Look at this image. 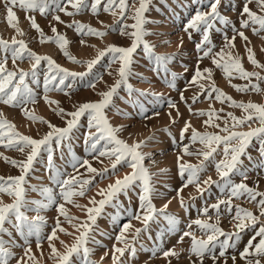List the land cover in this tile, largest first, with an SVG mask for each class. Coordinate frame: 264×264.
Listing matches in <instances>:
<instances>
[{
  "label": "snow or ice",
  "instance_id": "6c2138e0",
  "mask_svg": "<svg viewBox=\"0 0 264 264\" xmlns=\"http://www.w3.org/2000/svg\"><path fill=\"white\" fill-rule=\"evenodd\" d=\"M152 0H3L6 12L7 24L15 29L20 36L24 32L18 27V15L15 9L19 8L26 13L39 12L42 16H52L58 23H65L60 13L67 16L89 11L98 18L101 11L111 14L115 19L112 24H104L103 30L90 24L73 21L67 27L74 28L78 35H90L99 38L105 37L108 32L117 33L130 40L128 46L108 44L103 49H98L94 58L79 60L68 50L69 41L64 34L57 32L53 25L51 31L54 36H46L37 23L35 16L27 15L32 29L40 34L41 43L53 41L58 45L63 55L68 60L86 64L85 71H71L62 67L55 59L49 55H40L30 49L24 39L11 40L0 38V104L18 107L24 116L32 122L39 121L46 124L48 131L39 138L22 134L17 130V126L4 116L0 111V145L6 149L19 151L25 155V159L16 160L3 156L4 160L11 165L18 167L20 175L2 177L0 176V264H9L10 258L14 255L9 244L16 245L13 233L18 234L24 241V254L17 259L16 264H38L32 252L31 239L35 237L36 247H41V241L46 239L50 248L49 258L54 264H74V257L82 255L85 264H96L90 259V249L87 245L90 234L94 231L97 217L100 216L105 205L113 203L121 194L128 195L135 193L138 197V207L135 210L126 209L129 220L120 225L118 234L115 236L117 244L113 245L111 253L113 264H123L122 257L127 256L129 260L135 259L139 250L151 251L155 256L158 252L164 258H179L182 252H187L191 264H205L206 258L211 260V264H218L224 258L227 264V250L235 248L236 242L241 239L242 233L252 230L254 235L248 239L243 250L239 252L245 264H264V191H258L255 187L249 186L246 181L249 178V168L244 163L246 158L254 169L264 171V103H254L251 101H237L231 95L225 93L216 85L213 79L215 69L222 70L229 79L238 77L248 81L244 85H232L238 92L264 93L261 83H264V75L258 71H248L244 68L241 57L234 54L237 37L245 42L247 60L255 67L264 69V64L256 58L254 49L249 46L251 41L245 30H250L254 35L264 39V0H244L239 11V27L236 26L228 16L221 12L222 0H192L193 4L199 5L194 14L190 16L183 27V32L189 41L194 44L198 53L197 63L187 86L180 91V99L188 105V111L194 115L204 117L202 124L205 129L211 127L219 129V132L200 131L195 128L191 121H185L180 129V148L176 155V175L181 183L176 189V197L180 207L189 212L197 199L205 200L204 205L199 209V215L190 219L187 230L182 231L178 243L185 238L190 239L187 249L177 251L174 247L164 250L162 247L163 233H158L161 243L154 241L151 249L141 243L142 236L147 235L152 240V225L160 226V221L167 223L168 232H176L180 219L177 215L167 211L171 200L162 207H157L154 199L162 196L163 193L157 191L154 177L166 175L167 169H159L154 173L145 165L146 158L151 157V153L142 151L149 141L155 139L150 135L143 140L127 143L118 135L123 126H113L107 116V110L114 106V97H117L121 90L127 92L131 98L134 93L140 95H151L154 101L160 104H167L169 111L166 115L172 124L182 115L177 104L171 99L164 97L162 93L145 92L135 89L129 82V78L135 73L132 66L135 63L134 54L141 49L146 57L153 64V71L159 73L161 69L167 73V65L170 59H174L171 54H159L155 52V46L146 39L148 35H155L146 25L152 21L146 16ZM255 4L258 10H253L250 5ZM235 10V6H233ZM131 19V24L127 21ZM232 35L229 37L228 32ZM219 33L223 44L219 51L213 41V33ZM199 37L198 39L196 37ZM83 44L84 41L82 40ZM170 43V41H166ZM184 45L183 38H180L178 48ZM264 51V48L261 49ZM105 57H110L109 63L105 66L108 75L116 74L114 83L107 87V90L98 93L99 99L79 103L74 106L73 111H66L59 106V102L49 97L51 91L62 92L70 95L71 91L81 85L95 90L98 81L103 80V76L94 71L97 65ZM9 59L13 68L7 67ZM208 59L213 67H200L201 62ZM28 60L30 70L18 68V61ZM113 65L118 67L113 69ZM184 71L188 69L185 66ZM180 74L171 73V78H166L167 86L177 89V77ZM43 82V99L51 106L52 111L63 121L64 126H57L41 116L35 115L27 106L35 104L37 92L31 85ZM255 78V82H253ZM197 86L199 91L191 97V104L184 96V91ZM201 96L206 100H215L221 104L227 103L230 107L241 110L242 115L237 117L233 112L228 111L225 115L224 109H215L209 104V110L194 111L192 104L199 102ZM123 98V97H121ZM135 103V101H133ZM176 112L173 117L172 112ZM147 109L139 105L138 115L149 118L146 115ZM123 115H130L123 113ZM159 116V112H154ZM87 118L86 131L83 135L84 151L91 155L92 160L103 164L101 158H108L111 161L110 167L96 168L87 158H81L72 151V140L81 126V118ZM217 121H222L217 123ZM258 121V126L252 125ZM247 126V130H237ZM168 131V129H164ZM222 133V134H221ZM175 141V138H173ZM187 141V143H184ZM255 142V143H254ZM196 144L201 145L195 149ZM55 145V147H53ZM250 149L257 152V157L251 154ZM67 150V151H66ZM60 154L61 159L67 155L66 164L72 169L71 172L65 168L61 170L55 165L54 156ZM46 156L45 169L49 172V180L54 182L55 191L52 187L30 185L32 190H38L41 200H28L26 198L25 185L28 184L26 177L30 174L35 163L44 162ZM185 156H195L197 163L185 160ZM219 157V159H217ZM155 163V161H153ZM119 167H127L130 171L122 176L116 175ZM209 167H213L216 179L212 175L202 178ZM84 171H81V170ZM87 173V175H85ZM240 177V181L234 180L235 176ZM115 176L114 181L108 183L103 188H98L97 195L101 198L97 200L95 196L87 197V193L96 185L97 178L108 179ZM189 186H193L195 194H189L185 200L182 193ZM216 187L220 195L216 196L215 202L208 204L206 197ZM11 198V202H5L3 196ZM87 197V204H79L78 198ZM244 198L249 203L255 205L253 209L243 207L234 203V199ZM259 198V199H258ZM66 204L78 207L84 213V219L71 215ZM55 207L54 226L50 234L44 235L43 229L47 223L46 217L41 213L51 207ZM210 210L215 215L210 214ZM35 212L36 215H28ZM258 212V214H257ZM222 215L231 218L232 231H226L220 226ZM69 224L74 232H69L62 226V220ZM138 221L141 227H135L132 221ZM195 226V229H194ZM200 232L197 236L196 231ZM131 232V235L128 234ZM58 233H63L73 237L70 244L60 240ZM9 237L5 241L4 236ZM257 238H259L257 240ZM64 246L63 251H59L54 241ZM95 242V241H94ZM119 245V246H118ZM108 255V253H105ZM193 257L195 259H193ZM27 258V260L25 259ZM104 257L102 256L101 259ZM233 264H236V256L231 257ZM167 264L171 260L167 259Z\"/></svg>",
  "mask_w": 264,
  "mask_h": 264
},
{
  "label": "rangeland",
  "instance_id": "374dc122",
  "mask_svg": "<svg viewBox=\"0 0 264 264\" xmlns=\"http://www.w3.org/2000/svg\"><path fill=\"white\" fill-rule=\"evenodd\" d=\"M206 2V0H205ZM244 0H222L221 12L228 16L236 26L239 27V11L242 8ZM235 6V10H233ZM199 5L193 4L192 0H152L149 11L146 13V16L152 21L146 25V27L155 35H148L146 39L155 46V52L159 54H171L174 56V59H170L167 65V73L163 69L159 73L153 71V64L148 57H146L141 49H138L137 53L134 54L135 63L132 66V70L135 75L129 78V82L133 85L135 89H139L145 92H155L162 93L167 99L174 101L182 115L177 119L175 124H172L169 120V117L166 113L169 111L167 104L158 105L154 98L151 95H140L139 92L134 93L131 98L128 97L126 91L121 90L117 97H114V106L107 110V116L110 123L115 126H123L122 131L118 133L121 139H124L127 143L132 144L134 141H140L145 139L150 135H154L155 139L149 141L147 146L142 149L146 153H151L150 158H146L144 163L150 168L151 172H158L159 169H167L168 172L166 175H160L154 177L155 187L157 191L163 193L162 196H159L154 199L155 205L159 208L162 207L165 203L171 200L168 212L173 213L178 216L180 219V224L178 225L176 232L167 231V223L163 220L160 221V226L152 225L151 234L153 239L149 240L147 235L142 236L141 243H143L147 248L151 249L153 247L154 241L156 243H161V240L158 236V233H163L162 237V247L164 250L169 248H175L177 251L181 249H187L190 243L189 238H185L183 242L178 243L179 236L182 234V231L187 230V224L190 219H194L199 215V209L204 205L205 200L197 199L194 205L191 207L189 212H185L179 205L178 199H173L176 197V189L180 187V179L176 175V155L180 148V129L183 127L185 121H191L192 125L200 131H209V132H219V129L207 128L205 129L202 120L204 117L194 115L193 112L188 111V105L180 99V91H183L187 86L188 80L191 78V75L194 72L198 53L195 51L194 44L188 40L187 35L183 32V27L187 23V20L192 14H194L196 8ZM253 10H258L256 5L253 3L250 5ZM18 15V27L24 32L23 36H20L19 33L10 27L6 22V12L3 5V0H0V38L11 40L13 37L16 39H24L28 47L40 55H49L55 59L62 67H66L71 71H85L86 64L74 63L67 59L63 55V52L59 49L58 45L53 41H44L41 43L40 34L31 28L30 21L26 19L27 15H33L36 18L37 23L40 25L46 36H54L51 31V27L54 25L57 29V32L64 34L69 41L68 50L69 52L76 56L79 60H88L94 58L97 54L98 49L105 48L108 44H116L120 46H128L130 40L127 37L120 36L117 33L108 32V34L103 37L95 36H86L78 35L74 28L67 27V24L72 23L73 21H79L83 23L90 24L98 29L103 30V26L100 21H103L104 24H112L114 17L111 14L100 12L98 18L93 16L89 11H85L74 16H67L63 13H60L61 19L65 22L63 24L58 23L52 19V16L47 17L42 16L39 12L26 13L25 11L17 8L15 9ZM133 21L129 19L127 23L131 24ZM246 35L249 36L251 41L250 45L256 54V58L260 63L264 64V51L261 49L264 48V39H261L260 36L254 35L250 30H245ZM229 37H231L232 32H228ZM261 35H264L262 33ZM180 38H183L184 45L182 48H178ZM199 38L198 36L196 37ZM213 41L217 45L216 51H219L220 47L223 44L222 37L219 33H213ZM84 41L82 44L81 41ZM170 41V43H166ZM236 48L234 54L241 57L243 66L248 71H258L264 75V69L257 68L253 66L247 60V53L245 51V42L237 37ZM110 57H105L99 65L96 66L94 71L100 73L103 76L102 81H98L96 84L95 90L87 88L81 85H77L70 95H65L62 92L51 91L48 93L49 97L53 100L59 102V106L63 107L66 111H73L74 106L79 103L98 100L100 97L99 92L107 90V87L114 83L116 78L115 72L113 75H108V71L112 69L105 70V66L109 63ZM18 68L25 71L30 70V62L28 60L18 61ZM187 67L188 71L185 72L184 68ZM7 67L9 69L13 68L12 62L9 59ZM118 67V65H113V69ZM200 67H213L210 60L204 59ZM180 74L177 77V89L174 90L167 86L166 78H171V73ZM213 79L216 82V85L221 88L225 93L231 95L237 101L244 102H254V103H264V93H255V92H238L232 85H244L248 81L240 79L238 77H233L229 79L226 77L222 70L215 69L213 72ZM41 83L36 85H31L37 92V101L35 104H29L27 107L33 111L35 115L41 116L44 119L50 121L52 124L57 126H64V121L56 115L52 108L56 105H49L43 99V82L42 76L40 78ZM255 82V78H253ZM261 87L264 88V83H261ZM199 91L197 86L189 88L187 91H184V96L188 100V103L191 104V97ZM123 97V98H121ZM135 101V103H133ZM143 105L147 109L146 115L149 118L138 115L139 105ZM209 104L219 110L223 108L225 111L221 115H225L226 112L231 111L237 117L242 115V112L238 108L230 107L227 103L221 104L215 100H206L201 96L199 102L192 104L194 111L198 110H209ZM0 111L4 113V116L12 121L16 126L17 130L22 134L33 136L34 138H39L44 133L48 131L46 124H42L39 121L32 122L27 119L20 108L11 107L7 105L0 104ZM154 112H159V116H155ZM123 113H129L130 115H123ZM173 117L176 116V112H172ZM221 123L222 121H217ZM87 118H81V126L76 132L75 137L72 140V151L81 158H87L96 168H102L105 166L110 167L111 161L108 158H101L103 164L99 161L92 160L90 154L84 151L83 144V135L86 131ZM253 127L258 126V121L252 125ZM168 131H164V129ZM237 130H247V126H243ZM222 134V133H221ZM175 138V141H173ZM187 143V141H184ZM255 143V142H254ZM55 147V145H53ZM201 145L196 144L195 149L200 148ZM67 151V150H66ZM252 156L257 157V152L254 149H250ZM0 153H3L4 156H7L9 159L23 160L25 155L19 151L6 149L3 145H0ZM219 159V157H217ZM244 159L245 165L249 168V178L246 183L251 187H255L258 191H264V171L259 169H254L252 163H250L246 158ZM67 155L64 159H61L59 152L54 156V162L57 167L61 170L67 168L69 172L72 171L71 168L66 164ZM185 160H189L192 163H197V158L195 156H185ZM44 162L35 163L30 174L26 177L28 184L25 185L26 198L30 201L32 200H41V194L38 190H32L30 185H35L37 188L40 186L52 187L55 191L58 192V189H55L54 182L49 180V172L45 169L46 156L43 157ZM155 161V163H153ZM119 171L116 173L118 176H122L126 172L130 171L129 168L119 167ZM81 171H84L83 169ZM20 175V170L18 167L11 165L6 162L3 156H0V176L9 177V176H18ZM87 175V173H85ZM207 175H212L213 179H216V173L213 167H209L208 170L203 174L202 178H205ZM115 176H110L108 179L97 178L96 185L91 188V191L87 193V197L95 196L97 200L101 197L97 195L98 188L105 187L108 183L114 181ZM236 182L240 181V177L237 175L234 177ZM189 194H195V189L193 186L186 188L182 195L185 200H188ZM220 195L216 187L212 188L211 193L206 197L208 204L215 202L216 196ZM78 198L77 202L79 204H87L88 199ZM5 202H11V198L7 195L3 196ZM259 199V198H258ZM234 203L240 204L243 207L253 209L255 211V205L249 203L248 200L244 198L234 199ZM138 207V197L135 193H129L128 195L121 194L117 200L113 203L105 205L100 216L97 217L96 224L94 225V231L90 234V239L88 242V247L92 249L90 253V259L96 261V264H113L112 261V250L113 245L117 244L115 236L118 234L120 225L126 223L129 220V215L126 212V209L135 210ZM71 215L80 217L81 220L84 219V213L74 205L66 204ZM46 217L47 223L43 229L44 235H48L51 232L52 227L54 226L55 216L57 215L55 207H51L41 213ZM213 219H215L214 213ZM258 214V212H257ZM28 215H36L35 212H29ZM264 219V218H262ZM63 222V218H61ZM133 225L135 227H141L140 222L133 220ZM62 226L67 228L69 232H74L69 224L66 222L62 223ZM220 226L226 231H232L231 218L225 215H222L220 218ZM195 229V226H194ZM197 236L200 235V232L196 231ZM60 240H63L66 244H70L73 241L72 236L65 235L63 233H58ZM131 235V232L128 234ZM254 235L252 230H246L242 233L241 239L236 242L235 248H229L227 250V264H233L231 257L236 256V264H245V261L240 258L239 252L243 250V247L247 244L249 238ZM13 237L16 240L17 246L8 245L14 255L10 258L9 264H16L17 259H19L24 254V248L19 246L23 245V239L13 233ZM5 241L9 240L7 235L4 236ZM259 238H257L258 240ZM95 241V242H94ZM32 252L36 257L38 264H54V261L49 258L50 248L46 239L41 241V247H36V240L33 237L30 241ZM56 247L59 251L64 250V246L59 242V240L54 241ZM119 246V245H118ZM138 248L137 256L135 259L129 260L127 254L125 257H122L121 260L123 264H167V259L171 260V264H191L187 252H182L179 258L171 257L164 258L161 253H157L155 256L152 255L151 251L139 250L140 245H136ZM108 253V255H105ZM104 257L101 259V257ZM27 260V258H25ZM193 259H195L193 257ZM28 264H32L31 261ZM74 264H85L82 255L74 257ZM205 264H211V260L206 258ZM218 264H224V258H221L218 261Z\"/></svg>",
  "mask_w": 264,
  "mask_h": 264
}]
</instances>
